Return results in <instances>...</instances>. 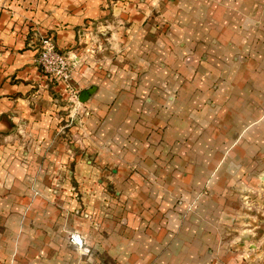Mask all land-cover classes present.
Returning a JSON list of instances; mask_svg holds the SVG:
<instances>
[{
    "label": "crops",
    "instance_id": "obj_1",
    "mask_svg": "<svg viewBox=\"0 0 264 264\" xmlns=\"http://www.w3.org/2000/svg\"><path fill=\"white\" fill-rule=\"evenodd\" d=\"M13 1L0 13V264H240L218 257L216 227L235 225L237 186L264 168V0ZM34 24L70 50V146L56 139L70 91L39 71ZM95 35L114 48L99 63Z\"/></svg>",
    "mask_w": 264,
    "mask_h": 264
},
{
    "label": "rangeland",
    "instance_id": "obj_2",
    "mask_svg": "<svg viewBox=\"0 0 264 264\" xmlns=\"http://www.w3.org/2000/svg\"><path fill=\"white\" fill-rule=\"evenodd\" d=\"M14 7L16 8V4L13 0H11L7 5L0 4V13H7L13 17L15 14H17V11ZM46 38H51V34L43 33L39 24L30 26L29 32L27 34V44L30 46L29 48L36 52V64L39 68V71L43 75L44 73L39 66L38 59L41 43ZM104 38L105 36L95 35L92 39V42H90L91 53L93 55L99 56L95 57V60L98 63L106 60L103 55L104 52H108V50H114L112 42L109 40H103ZM62 51L63 53H66L70 50L67 49ZM98 53H101V55H98ZM65 93L68 95V105L65 106L67 107L64 113L65 117L61 126H59V135L56 137V139L61 141L63 144L68 142V145L70 146L72 139L70 138L69 140V138H67V136L62 133V131L71 129L73 126H80V122H76L78 110L81 107V102L78 99L80 95V89L77 88L74 90V92ZM98 157L99 154H96L94 160H98ZM260 169L261 168H256L254 172L250 174L249 177L253 179V183L245 186H237L238 188L236 192L241 198V205L239 217H237L235 225L229 228H223L219 226L216 227V231L218 232L220 239V245L217 249L219 258L223 254H226L229 258L232 257L240 264H262L261 260L258 259V247L260 243L264 242V168H262V170ZM67 176L70 180H72V191L74 193L75 199L78 200V197L80 196L79 188L76 186V180L72 178L73 174L71 173V170H69ZM256 180H259V183L257 182L258 184H254ZM13 187L15 188L16 185H13ZM57 189H59V191L61 189V191L64 192V188H61L60 186H57ZM1 190L3 189L0 188V197L3 196L1 194ZM33 192L35 197L39 196V192L34 190ZM78 201L80 202V200ZM53 204L61 208L60 205H62V200L56 199Z\"/></svg>",
    "mask_w": 264,
    "mask_h": 264
},
{
    "label": "built area",
    "instance_id": "obj_3",
    "mask_svg": "<svg viewBox=\"0 0 264 264\" xmlns=\"http://www.w3.org/2000/svg\"><path fill=\"white\" fill-rule=\"evenodd\" d=\"M38 63L49 80L63 84L67 90L74 92L71 84L73 70L69 58L57 48L52 38H46L42 41ZM70 241L81 252L84 251L85 244L81 234L77 232L71 233Z\"/></svg>",
    "mask_w": 264,
    "mask_h": 264
}]
</instances>
